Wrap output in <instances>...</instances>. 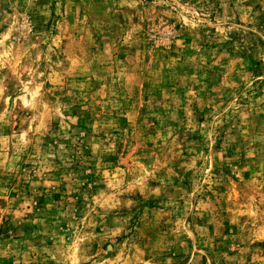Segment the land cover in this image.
Masks as SVG:
<instances>
[{"label":"rangeland","instance_id":"1","mask_svg":"<svg viewBox=\"0 0 264 264\" xmlns=\"http://www.w3.org/2000/svg\"><path fill=\"white\" fill-rule=\"evenodd\" d=\"M0 264H264V0H0Z\"/></svg>","mask_w":264,"mask_h":264}]
</instances>
